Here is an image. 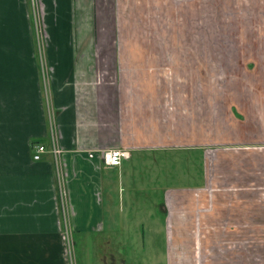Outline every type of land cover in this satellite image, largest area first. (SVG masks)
<instances>
[{"label":"crops","instance_id":"obj_1","mask_svg":"<svg viewBox=\"0 0 264 264\" xmlns=\"http://www.w3.org/2000/svg\"><path fill=\"white\" fill-rule=\"evenodd\" d=\"M236 225L264 232V0H0V264L143 262L150 235L175 264V231ZM227 248L204 264H264Z\"/></svg>","mask_w":264,"mask_h":264},{"label":"rangeland","instance_id":"obj_2","mask_svg":"<svg viewBox=\"0 0 264 264\" xmlns=\"http://www.w3.org/2000/svg\"><path fill=\"white\" fill-rule=\"evenodd\" d=\"M196 3V2H195ZM194 3V5H195ZM242 227H244L245 230V226H235L234 227V231H227V230H223V231H204L200 230L197 232H189V231H175V233H173V240L171 241V243H175V251H176V255L178 258L181 259H175V264H204V245H206L207 243H220L221 245L224 244V246L227 247L230 246V248H227L228 250H226L225 254L227 255L228 253H232V246H256V249L259 250L260 247H262V249L259 252V254H264V232H255L253 230L251 231H242ZM248 227V226H246ZM181 227L178 226V229H180ZM204 228V227H203ZM71 236V235H70ZM68 237L69 239V243L72 242L71 237ZM77 240V239H76ZM149 243H145V259L142 262L141 258H139V261L134 260V262H130V264H157L154 263V260L151 261L149 257H147V255H149L148 253L153 254V252L155 251V247L153 248V236H149L148 239ZM233 243V244H232ZM78 246L77 248H75L76 251V255L75 258L78 261L81 260L80 258V247H81V243H76ZM95 245H100L101 243H92L93 247L92 249H95L96 247ZM115 243H110V245L113 247ZM133 246H135L134 252H137L136 248L141 247V243H131ZM74 247V246H73ZM87 247V244H86ZM143 250L138 251L141 252ZM98 252L99 249H98ZM191 257H195L194 261L191 262ZM190 258V261L187 260ZM80 259V260H79ZM87 258H85L86 260ZM98 258L96 259L94 256L91 257L90 259V263L92 261L91 264H98L97 263ZM88 262V260H87ZM191 262V263H190Z\"/></svg>","mask_w":264,"mask_h":264},{"label":"built area","instance_id":"obj_3","mask_svg":"<svg viewBox=\"0 0 264 264\" xmlns=\"http://www.w3.org/2000/svg\"><path fill=\"white\" fill-rule=\"evenodd\" d=\"M46 152V149L44 146H37L36 155L34 157L35 160H40L41 155ZM52 153L55 156V159L58 163V160L61 157V150L57 147L56 143H54V146L52 148ZM103 161L105 165L109 167H120L122 163L126 160H129L131 157V154L127 150L122 149H114V150H106L102 153ZM59 192H60V201L62 208L65 207V190L63 188L62 181H59Z\"/></svg>","mask_w":264,"mask_h":264}]
</instances>
